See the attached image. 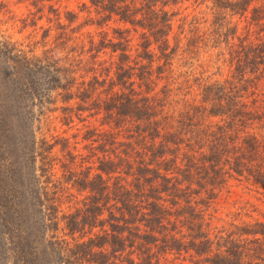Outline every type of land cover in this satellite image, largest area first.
<instances>
[{
    "label": "trees",
    "instance_id": "16d2710c",
    "mask_svg": "<svg viewBox=\"0 0 264 264\" xmlns=\"http://www.w3.org/2000/svg\"><path fill=\"white\" fill-rule=\"evenodd\" d=\"M253 1L212 0L219 30L184 17L175 32L182 0H88L84 23L55 5L34 14L32 26H48L29 45L0 35V264H153L159 250L193 264H264V220L215 233L209 218L233 180L264 188V39L240 38L222 18ZM253 12L264 25V5ZM115 17L140 32L139 47L130 27L116 38L82 31ZM221 38L230 73L193 68L190 84L176 60ZM25 98L54 105L64 125L83 122L85 146L38 139L15 104ZM99 115L108 129L91 123Z\"/></svg>",
    "mask_w": 264,
    "mask_h": 264
},
{
    "label": "rangeland",
    "instance_id": "374dc122",
    "mask_svg": "<svg viewBox=\"0 0 264 264\" xmlns=\"http://www.w3.org/2000/svg\"><path fill=\"white\" fill-rule=\"evenodd\" d=\"M85 1L88 0H0V35L7 39H11L12 42H22L24 45H29L31 42L33 43L34 41L40 40L43 33V29L40 27H47L48 22L46 18H44L39 22L38 26H32L31 18L35 16L34 14H36L37 17L40 16L42 12L47 14L50 5L61 7L62 10H72L78 13L80 16L78 24L84 23L87 17V13L84 11L83 6ZM36 3H38L37 6L34 5ZM261 5H264V0H254L246 14H230L229 12L228 14L224 13L222 18L224 19L227 16V19L232 21L231 26L233 28L238 25L237 36L240 38L249 36L250 40L254 41L261 38L264 39V25H259L253 21V17L257 14V12H253V8L261 7ZM40 7H43V9H40ZM213 7L214 3L212 0H182L181 3L174 7L177 10L179 9L181 13L176 17L175 32L179 31L178 25L181 22L178 20L184 17H186L187 24L191 25L195 23V25L202 30H219V20L216 21L217 18ZM122 27H130L132 29L131 25L122 23L115 17L102 27L98 25H87L82 31L84 33L92 32L94 34L104 31L105 35L108 34L109 37L116 38L118 36L116 30ZM130 37L132 38V44L135 47H139L141 43L140 32H136L132 29ZM222 39L223 38L220 39L218 44L203 46L193 54L188 56L183 55L184 57L178 58L175 62L178 70L187 73L185 75H191V72H195V77L204 76L206 78L210 76L213 80L226 77V75L230 73L231 67L229 62L225 59V54L230 51L231 44H227V40L223 39L222 41ZM234 41L236 44L240 43L238 39L233 40V42ZM25 49L29 48L26 47ZM41 50L42 49L39 47L38 52H41ZM226 58H229L228 53L226 54ZM221 67H223V69H221L222 71H220ZM193 68L194 72L192 71ZM204 71V75L199 73ZM190 75L189 81L191 84V82L194 83V81H192L193 77ZM196 90L197 86L195 85L194 92H197ZM3 91L5 94L10 92L8 89H3ZM21 100L22 101L15 102V104L17 107L21 108L23 113L32 115L31 122L35 127L38 139L46 137L53 142V136L64 135L72 138V141H79L78 148L82 149L85 146L87 142L82 141V135H77L78 128L84 126L83 122L75 119V122L71 126L64 125L60 121L61 110H47L54 105H49L47 108L46 105H44V107L40 106L39 102L33 103V101L26 98ZM16 110L15 107L14 112H16ZM41 120L42 122H40ZM90 120L91 123L93 122L94 125L100 129H108L107 125H101V115ZM83 132L82 130V133ZM73 192L77 193L76 190H73ZM73 206L74 204L68 203V201L65 200L62 208L64 210H69ZM209 218L212 220V228H214L215 233L218 230H229L231 224L264 220V188L252 182H247L246 180H233L230 184L229 191L225 190L212 205L209 211ZM159 252L160 250L155 253L152 258L153 264H193L194 259L190 256L173 253L164 254L163 252H160L158 255ZM136 257H139V255H136ZM157 258L160 259L159 262H156Z\"/></svg>",
    "mask_w": 264,
    "mask_h": 264
}]
</instances>
